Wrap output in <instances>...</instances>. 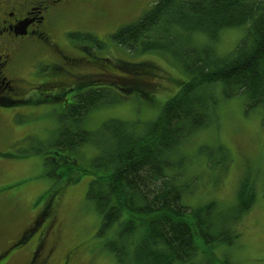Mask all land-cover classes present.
<instances>
[{
    "label": "trees",
    "instance_id": "1",
    "mask_svg": "<svg viewBox=\"0 0 264 264\" xmlns=\"http://www.w3.org/2000/svg\"><path fill=\"white\" fill-rule=\"evenodd\" d=\"M232 26L242 28L243 34L227 55L216 54L209 44L191 43L194 31L210 38ZM66 35L75 49L99 60L96 68L103 70L90 80L67 79L63 88L48 90L53 93L50 100L60 104L69 118L79 121L105 102L112 88L152 98L159 76L154 62H109L88 51V45L91 51L105 46L94 33L70 31ZM109 36L129 55L164 54L180 66L186 78L177 80V92L165 101L158 116L140 126L110 119L95 131L71 129L75 124L67 127L61 117L53 142L56 148L70 150L88 143L96 149L88 167L92 178L86 198L100 215L96 235H106L102 246L112 254L114 264H244L211 251L218 244L231 245L236 235L217 216L221 214L215 212L213 203L200 207L183 203L186 186L177 183L171 168L182 141L213 122L219 99L216 88L223 97L243 94L247 106H264V0H154L135 21ZM56 155L52 152L49 158L56 177L67 183L76 180L74 170L80 173L84 168L75 167L78 161L69 155L60 159ZM59 167L64 170L57 172ZM249 204L233 209V221ZM75 249L66 254L74 255ZM198 253L206 259L201 254L199 261Z\"/></svg>",
    "mask_w": 264,
    "mask_h": 264
},
{
    "label": "rangeland",
    "instance_id": "2",
    "mask_svg": "<svg viewBox=\"0 0 264 264\" xmlns=\"http://www.w3.org/2000/svg\"><path fill=\"white\" fill-rule=\"evenodd\" d=\"M153 1L77 3L69 6L67 17L50 32L51 38L64 44L67 32L94 33L105 46L91 51L88 45V51L93 56H105L109 62L121 59L154 62L159 76L155 79L152 98H143L135 92L123 94L112 88L106 93L105 102L90 109L77 122L53 100L0 109V246L16 236L38 210L53 200L54 212L50 219L54 227L47 238L52 255L48 264H60L62 256L72 247L76 249L71 264H114L112 254L102 246L106 235H96L100 215L93 201L86 198L92 178L88 167L96 149L87 143L67 150L56 148L53 142L58 138L61 117L67 127L68 123L75 124L71 129L90 131L110 119L142 125L154 120L165 101L177 92V80L186 78L180 66L155 51L129 55L116 47L109 36L135 21ZM242 34L243 29L235 26L222 28L210 38L194 31L191 43L197 47L209 44L216 54L224 56L234 49ZM67 43L69 51H74L76 46ZM85 61V64L70 66L74 74L68 76L69 80H90L103 71L96 68L99 60L86 56ZM216 89L219 99L213 122L182 141L176 150L178 162L173 161L171 169L177 183L186 186L183 203L189 207L213 203L215 212L221 214L217 216L236 235L231 245L218 244L211 251L218 257L229 255L244 264H264V106H247L243 94L223 97L220 89ZM66 100L69 101L68 96ZM13 124L21 127L14 129ZM52 152L57 154V159L69 155L78 161L75 167L84 169L80 173L74 170L76 180L67 183L56 177L49 162ZM61 170L64 169L59 167L56 171ZM248 204L233 221V209ZM201 254L204 259L203 253H198L196 258L202 262Z\"/></svg>",
    "mask_w": 264,
    "mask_h": 264
},
{
    "label": "flooded vegetation",
    "instance_id": "3",
    "mask_svg": "<svg viewBox=\"0 0 264 264\" xmlns=\"http://www.w3.org/2000/svg\"><path fill=\"white\" fill-rule=\"evenodd\" d=\"M90 1L0 0V109L48 102L53 95L48 90L63 88L68 74H74L70 66L86 63L90 55L81 49L69 51V40H54L50 32L67 17L69 6ZM51 204L0 246V264H48L52 245L47 247V238L54 227ZM74 256L64 254L60 264H71Z\"/></svg>",
    "mask_w": 264,
    "mask_h": 264
}]
</instances>
